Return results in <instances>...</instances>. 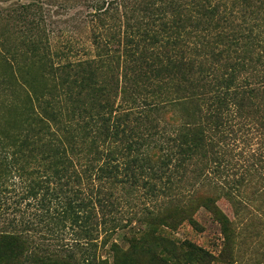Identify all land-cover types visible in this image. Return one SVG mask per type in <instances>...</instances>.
Here are the masks:
<instances>
[{
  "label": "rangeland",
  "instance_id": "rangeland-1",
  "mask_svg": "<svg viewBox=\"0 0 264 264\" xmlns=\"http://www.w3.org/2000/svg\"><path fill=\"white\" fill-rule=\"evenodd\" d=\"M23 4L37 6L41 37L51 49L46 59L27 49L9 59L0 42V140L15 146L23 139L30 146L29 139L38 137L52 142L48 160L36 164L39 171L54 164L55 147L59 152L68 147L70 173L79 178L63 187L57 180L48 182L50 190L38 195L46 202L41 204L25 193L32 175L20 179L7 171L0 179V230L21 225L32 249L44 256L71 254L80 264L93 259L118 264L128 253L138 264H264V143L257 134L237 131L220 142L221 160L194 157L167 171V137L175 135L180 113L167 105V93L152 98L149 83L135 84L129 62L117 55L115 76L122 92L115 90V106L121 114L131 112L126 136L112 138L100 123H92L89 134H74V146L68 143L70 134L59 145L43 131L38 112L43 99H65L52 65L71 50L81 53L79 59L95 55L97 15L107 4L0 0V13ZM125 72L132 79L123 78ZM60 103L58 114L66 115Z\"/></svg>",
  "mask_w": 264,
  "mask_h": 264
},
{
  "label": "trees",
  "instance_id": "trees-1",
  "mask_svg": "<svg viewBox=\"0 0 264 264\" xmlns=\"http://www.w3.org/2000/svg\"><path fill=\"white\" fill-rule=\"evenodd\" d=\"M105 3L107 6L97 15L100 24L94 33L95 55L79 59L81 53L71 50L64 61L52 65L61 79L65 99L40 101L39 120L47 135L54 136L59 145L61 137L65 140L70 137L68 143L74 146L76 132L87 135L92 123H100L111 134L108 136L120 139L126 136L131 112L121 114L119 106H115V90L118 94L122 92L115 76L120 66L117 55H123L134 79L129 72L123 78L132 79L135 84L149 83L152 98L167 93V105L180 113V121L174 126L175 135L167 137V171L172 166H183L177 162L194 157L210 155L221 160L217 156L220 142L237 131L253 132L264 143V0H105ZM41 34L36 5H17L0 13V42L5 58L16 59L22 49H27L33 57L41 53V58L46 59L51 46ZM60 101L65 105L66 115L58 114L63 108ZM43 139H29L30 146L26 139L17 146L0 140V179L7 171L20 179L32 175L25 193L41 204L46 202L44 198L38 199V195L40 190H50L48 182L57 180V185L63 187L79 178L70 173L73 166L66 152L68 147L60 152L55 147L57 152L53 155L58 157L54 164L38 170L36 164L41 167L54 148L49 150L52 142L43 143ZM26 166H30L28 172ZM222 224L227 232V218H223ZM99 263L108 264L105 259ZM99 263L96 259L88 261ZM117 263L138 264V258L128 253ZM0 264L80 263L71 254L44 256L32 249L26 229L17 225L11 230H0Z\"/></svg>",
  "mask_w": 264,
  "mask_h": 264
}]
</instances>
